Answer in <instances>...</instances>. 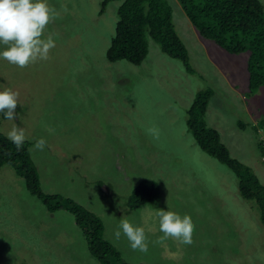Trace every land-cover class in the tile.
<instances>
[{"label": "rangeland", "instance_id": "374dc122", "mask_svg": "<svg viewBox=\"0 0 264 264\" xmlns=\"http://www.w3.org/2000/svg\"><path fill=\"white\" fill-rule=\"evenodd\" d=\"M258 1L264 9V0ZM47 2L61 17L45 29L56 44L50 59L19 68L0 58V90L19 92L18 118L0 113V133L7 137L13 125L24 129L41 192L95 214L122 264H264L257 205L238 195L234 174L205 154L185 125L194 94L209 88L206 124L264 187L258 145L264 137V89L247 94L248 53L230 54L200 37L179 3L167 0L195 74L161 53L147 34L138 65L109 62L104 52L119 0L108 1L101 14V0ZM152 127L158 139L148 132ZM42 137L47 144L40 151L34 145ZM141 179L154 181L157 195L128 208ZM162 208L191 216V245L153 243L163 235L156 215ZM121 219L144 227L147 253L132 250L123 234L115 239ZM0 264H100L88 254L71 214L62 207L47 211L10 164L0 165Z\"/></svg>", "mask_w": 264, "mask_h": 264}, {"label": "trees", "instance_id": "16d2710c", "mask_svg": "<svg viewBox=\"0 0 264 264\" xmlns=\"http://www.w3.org/2000/svg\"><path fill=\"white\" fill-rule=\"evenodd\" d=\"M110 0H101L98 14ZM197 34L212 41L230 54L246 51L247 94L257 87L264 89V9L258 0H176ZM145 34L156 43L161 53L178 60L189 74H195L188 63L187 51L171 21L167 0H119L115 10L113 35L105 49L109 62L118 60L138 65L147 52ZM211 90L197 91L185 111V125L195 144L207 155L229 169L237 179L238 195L253 200L264 225V187L251 169L231 157L217 131L206 124L204 115ZM264 119V111H263ZM24 141L20 150L0 133V165L10 164L23 178L26 190L53 212L65 208L79 228L88 254L100 264H122L117 251L102 237L100 219L81 204L57 194H44L39 189L36 169L31 163ZM264 162V137L258 139ZM157 186L150 179H141L127 198L133 208L152 200Z\"/></svg>", "mask_w": 264, "mask_h": 264}, {"label": "clouds", "instance_id": "9594fccd", "mask_svg": "<svg viewBox=\"0 0 264 264\" xmlns=\"http://www.w3.org/2000/svg\"><path fill=\"white\" fill-rule=\"evenodd\" d=\"M67 11V8L64 9ZM61 18L57 10L50 6L47 0H0V58L19 68L41 60L50 59L49 53L56 44L54 34L45 37V29L54 20ZM19 92L5 88L0 90V113L5 119L15 120ZM49 133L54 129L47 128ZM148 132L154 137H159V130L149 128ZM7 137L20 150L26 134L24 129L13 125ZM47 144L43 137L36 140L34 148L43 151ZM159 218V231L163 234L153 243L164 244L168 239H173L184 245L193 243L195 224L190 215H183L172 211L159 209L156 212ZM123 234L129 241L134 251L148 252L149 240L144 227L133 225L128 219H121L114 237L119 240Z\"/></svg>", "mask_w": 264, "mask_h": 264}]
</instances>
